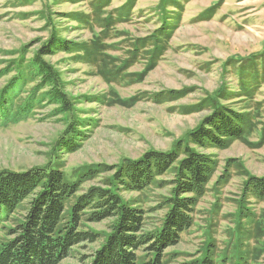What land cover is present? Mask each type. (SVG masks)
I'll return each instance as SVG.
<instances>
[{"label":"rangeland","instance_id":"374dc122","mask_svg":"<svg viewBox=\"0 0 264 264\" xmlns=\"http://www.w3.org/2000/svg\"><path fill=\"white\" fill-rule=\"evenodd\" d=\"M53 40L69 47L43 56ZM39 58L68 108L52 99L57 84L41 80ZM1 92L0 172L53 164L82 182L67 213L97 187L143 210L152 231L174 193L172 169L141 190L122 186L120 169L147 152L182 155L187 146L213 167L191 227L161 264H264V197L248 191L264 177V0H0ZM224 107L241 117L242 136L194 146L192 130ZM27 199L10 214L0 205V245ZM90 211L80 230L96 241L72 247L58 264H89L111 232L113 219L90 222Z\"/></svg>","mask_w":264,"mask_h":264},{"label":"trees","instance_id":"16d2710c","mask_svg":"<svg viewBox=\"0 0 264 264\" xmlns=\"http://www.w3.org/2000/svg\"><path fill=\"white\" fill-rule=\"evenodd\" d=\"M59 42L61 45L57 46ZM61 46L69 47L53 40L42 46V55H50ZM35 62L43 73L41 80L52 82L50 88L57 84L50 67L40 58ZM56 87L52 99H61L68 108L64 93L58 84ZM3 96L1 92L0 102ZM190 134V142L199 148L223 147L229 140L242 136L241 117L224 107L208 115ZM212 163L210 157L186 146L182 155L150 151L120 169L119 181L132 190L143 189L152 178L172 169L174 193L166 201L164 222L152 231L144 229L143 210L97 187L77 197L67 213L65 203L79 192L82 182L77 176L66 178L53 164L24 171H1L0 205L10 214L28 198V208L21 220L7 230L8 238L0 245V264H58L69 256L72 247L82 242L94 243L96 233L80 230L84 211L89 209L90 222L113 219L111 232L91 255L89 264H161L164 250L177 245L181 234L191 227L195 197L208 183ZM248 191L264 197V177L250 181ZM142 253L148 260H141ZM206 259L200 264H213L212 259Z\"/></svg>","mask_w":264,"mask_h":264}]
</instances>
